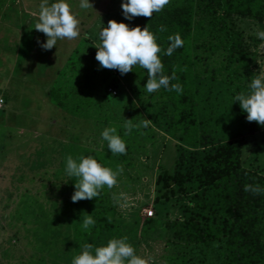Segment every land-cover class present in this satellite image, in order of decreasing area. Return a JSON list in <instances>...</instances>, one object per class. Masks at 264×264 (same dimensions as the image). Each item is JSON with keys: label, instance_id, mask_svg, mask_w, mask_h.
Here are the masks:
<instances>
[{"label": "trees", "instance_id": "trees-1", "mask_svg": "<svg viewBox=\"0 0 264 264\" xmlns=\"http://www.w3.org/2000/svg\"><path fill=\"white\" fill-rule=\"evenodd\" d=\"M109 19L129 27L147 25L162 48L169 35L181 36L183 46L160 57L164 74L175 72L170 83L181 86L180 94L163 89L145 93L147 73L138 66L123 75L111 69L124 87L117 91L86 51H96L92 44L99 42V28ZM239 19L262 23L264 0H169L152 17L130 20L121 7H111L82 35L81 47L74 50L78 61L68 66L75 71V84L66 90L51 86L46 94L73 119L95 125L87 133L75 132L72 140L39 141L35 160L21 163L26 182H10L12 189L0 204V264H71L82 243L111 234L127 237L112 205L115 184L102 188L98 197L72 202L74 182L64 173L65 157L93 154L102 165L119 169L116 179L124 182L120 177L134 166L132 155L156 143L155 130L175 141L172 170L156 180L176 211L166 221L153 213L145 217L140 235L162 239L163 264H264V192L243 190L245 184H257L241 162L247 134L260 125L247 121L238 102H232L255 76ZM144 118L147 127L124 128L125 119L138 124ZM108 126L125 141L124 154H112L101 140L100 132ZM23 166H28L26 173ZM81 215L96 221L87 232L80 228ZM133 238L127 237L131 245Z\"/></svg>", "mask_w": 264, "mask_h": 264}, {"label": "rangeland", "instance_id": "rangeland-1", "mask_svg": "<svg viewBox=\"0 0 264 264\" xmlns=\"http://www.w3.org/2000/svg\"><path fill=\"white\" fill-rule=\"evenodd\" d=\"M69 3L77 13L80 35L74 40H58L56 46L44 50L37 41L43 42L45 36L34 28L38 22L40 0H0V97L4 100L3 110L0 111V204L6 200V192L12 189L10 182L17 185H21V181L26 182L21 180V163L35 160L39 141L72 140L75 132L87 133L95 125L93 121L73 119L55 106L46 93L51 86L66 90L75 84V71L68 66L72 61L73 64L78 61L74 50L78 44L81 47L80 38L96 21L102 20L108 9L119 8L121 0H90L92 7L83 10L79 8V0H69ZM237 28L248 50L251 71L255 75L264 73V42L255 35L257 30H264V20L260 23L239 19ZM18 40L20 43H17ZM86 51L92 57V63L105 73L108 80L117 84L118 92H122L123 84L111 69L99 66L95 59L96 51L90 48ZM250 80L246 81V85ZM155 137L156 143L147 146V152L132 155L134 166L121 174L120 180L124 182L117 181L115 184L112 202L117 211V224L127 228V237L134 235L131 246L146 259L147 264H163L161 254L164 243L162 239L140 235L145 218L143 209H151L162 221L172 218L176 211L163 197L161 182L156 180L162 172L172 170L175 141L156 130ZM86 143L95 145L94 141ZM241 162L253 174L254 183L264 188V126L260 125L258 131L247 134ZM23 170L26 173L28 166H23ZM262 210L264 239V197ZM111 235L94 240L91 243L93 248L106 243Z\"/></svg>", "mask_w": 264, "mask_h": 264}, {"label": "clouds", "instance_id": "clouds-1", "mask_svg": "<svg viewBox=\"0 0 264 264\" xmlns=\"http://www.w3.org/2000/svg\"><path fill=\"white\" fill-rule=\"evenodd\" d=\"M168 3L169 0H121L120 7L125 19L130 20L135 16L152 17L153 13L160 12ZM90 7V0H79L80 9ZM37 21L34 28L45 36L43 42H37L44 50L56 46L58 40H74L80 35L77 13L72 10L69 0H40ZM160 30L163 31V28ZM255 35L264 42V30H257ZM97 39L99 42L92 45L96 48L95 59L100 67L116 69L123 75L138 66L147 73L143 85L145 93H156L160 89L181 93L182 88L178 83H170L176 79L175 72L171 75L164 74L160 59L161 56L172 55L174 50L183 46L179 34L169 35L167 47L162 48L147 25L143 28L139 25L129 27L123 21L109 19L106 26L99 28ZM233 101L238 102L239 108L246 113L247 121H255L264 126V73L253 76L247 90L236 93L232 97ZM148 124L149 119L146 118L138 124L125 119L124 128H144ZM100 138L112 154L125 153V141L115 127L103 128ZM119 171L102 165L93 154H81L75 158L67 155L64 173L74 182L71 201L98 197L102 188L110 189L117 183ZM243 190L254 194L264 192V188L259 185L245 184ZM80 221V228L85 232L96 223L91 215H81ZM79 248L80 251L72 256L71 264H147L146 259L136 253L127 237L109 238L106 243L95 248L91 243L85 242Z\"/></svg>", "mask_w": 264, "mask_h": 264}, {"label": "built area", "instance_id": "built-area-1", "mask_svg": "<svg viewBox=\"0 0 264 264\" xmlns=\"http://www.w3.org/2000/svg\"><path fill=\"white\" fill-rule=\"evenodd\" d=\"M3 102H4L3 98L0 97V109L3 107ZM143 213H144L145 217H150V216H152L153 212L151 209H143Z\"/></svg>", "mask_w": 264, "mask_h": 264}, {"label": "crops", "instance_id": "crops-1", "mask_svg": "<svg viewBox=\"0 0 264 264\" xmlns=\"http://www.w3.org/2000/svg\"><path fill=\"white\" fill-rule=\"evenodd\" d=\"M21 33V32H20ZM21 35V34H20ZM19 40L21 41V37H19ZM17 41V43L19 42L20 43V41ZM31 47H32V44H31ZM51 121H54V120H51Z\"/></svg>", "mask_w": 264, "mask_h": 264}]
</instances>
